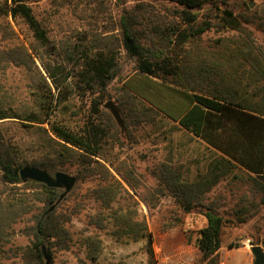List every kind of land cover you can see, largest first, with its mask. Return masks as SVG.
Segmentation results:
<instances>
[{"label": "rangeland", "instance_id": "rangeland-1", "mask_svg": "<svg viewBox=\"0 0 264 264\" xmlns=\"http://www.w3.org/2000/svg\"><path fill=\"white\" fill-rule=\"evenodd\" d=\"M220 1L224 2L221 7H228L241 20L242 30L226 27L220 19V11L215 5L208 4L201 10L198 23L211 21L214 26L183 46L168 45L169 41L161 39L158 31L159 25L184 27L173 12L174 2L168 0H39L32 3L55 47L45 60L64 64L71 74L62 88V95L53 103L57 118L72 128L81 127L88 118L109 128L106 156L113 166H107L115 175L118 188L112 210L96 192L95 178L88 176L77 178L73 190L67 194L69 197H65L69 199L63 200L60 206H57L60 202L52 204L59 211L71 213L68 226L72 239L67 248L56 245L52 249L50 264H147L146 240L133 241L117 233L118 227L112 218L115 211L119 214L137 212L140 219L146 220L155 236L154 246L160 264L166 260V255L188 263L198 256V248L193 242L188 245L187 238L191 236L194 241L198 230L207 224L201 205L212 207L225 216L223 248L242 242L249 246H264V188L260 178L239 161L231 159L230 166L227 164L218 169L217 172L226 174L201 197L195 196L194 203L199 208L191 213L183 211L171 198H158L161 173H180L181 181L195 182L208 173L209 165L222 155L203 138L171 118L182 116L190 107V101L177 90L194 86L199 93L218 94V89L221 92L228 87L222 76L232 74L243 83L241 93L246 91L250 95L257 88L264 87V76L254 70L251 59L245 58L249 51L253 56L264 58V0ZM137 3L150 4L151 10L145 15L136 10ZM166 6L170 8L166 9ZM99 9L103 11L98 12ZM124 13L129 17L137 16L138 23L133 29L146 53L153 60L162 52L171 57L178 67L177 76L162 72L157 76H145L137 67L136 57L129 56L121 44L120 70L105 91L97 87L85 88L75 76L73 61L69 60L78 37L106 30L113 33L114 39L115 36L120 38L119 21ZM22 21L11 17L0 19V24L10 28L6 31H3L5 27L0 29V50L6 53L15 51L19 55L15 60L8 58L0 64V95H3L6 107H16L27 114L40 108L42 91L37 84L42 66L36 56L33 60L20 52L23 46L30 53L32 47L38 46ZM240 49H244V55ZM209 73L210 77L203 75ZM109 101L118 107L123 125L106 107ZM150 106L159 108L160 113L151 110ZM16 121L6 122L8 137L23 144L25 149L29 148L25 152L28 156L37 155L31 150L35 147L36 137L23 125L29 123ZM78 168L76 164H66L61 171L77 177ZM39 190L41 188L28 189L19 184L12 191L32 197ZM157 201V206L153 207ZM39 207L42 208L43 204L35 201L32 212L7 229L0 243V264H24L21 259L23 248L30 242L26 233H31L27 227L33 225L31 217ZM168 235L173 236L172 243H175L170 249L166 248ZM87 237L100 241L96 261L90 259L87 252ZM229 252L222 251L224 260L242 264L244 260L240 251Z\"/></svg>", "mask_w": 264, "mask_h": 264}, {"label": "trees", "instance_id": "trees-1", "mask_svg": "<svg viewBox=\"0 0 264 264\" xmlns=\"http://www.w3.org/2000/svg\"><path fill=\"white\" fill-rule=\"evenodd\" d=\"M35 1L39 0H0V19L21 18L38 44L37 47H32V53L26 46H23L20 52L33 60L36 56L42 66V69H39L41 79L37 84L38 89L42 91L40 108L23 114L16 107H6V103L2 100L3 95H0V243L3 242L2 239L5 238L7 229L27 215L32 210L35 201L43 204L37 212L33 211L31 217L33 225L27 227L31 229V233H26L30 236V242L23 248L21 259L24 264H45L43 245L47 247L51 257L52 249L56 245L67 248L72 239L68 226L72 215L69 212L59 211L57 207L63 203V200L66 201L69 198L65 196L56 207L51 209L52 204L57 203L64 190L48 187L44 183L33 180L24 182L20 176V169L24 165L36 166L50 173L64 169L66 164L78 165L77 178L82 179L85 176L95 178L96 192L111 210L113 209L112 201L118 192L115 175L107 166V164L113 166L106 156V139L109 135V128L91 118H88L81 127L72 128L57 118L53 103L62 95V88L71 74L64 64H55L45 60V56L50 57L49 53L55 47L48 29L35 14L32 6ZM168 1L174 2L173 12L184 25L183 28L178 24L170 25L171 27L158 26L161 39L169 41L168 45L175 43L183 46L190 40L198 39L214 26L211 21L198 23L201 10L208 4L215 5L220 11V19L226 27L234 30L243 28L241 20L233 14L231 9L221 7L222 1L220 0ZM149 5L137 3L136 10L146 15L151 10ZM169 8L170 6H166V9ZM100 11L103 10L99 9L98 12ZM135 23H138L137 16L129 17L124 13L119 21L120 38L115 36L114 39L113 33L109 34L106 30L92 31L90 34L84 33L78 37L69 55V60L74 63L75 76L79 77L82 86L90 89L97 87L105 91L109 82L120 70L121 44L129 56L136 57L137 67L145 76H157L160 72L164 75L177 76L178 67L171 57L165 56L162 52V55H157L158 59L153 60L146 53L138 41L137 32L133 29ZM4 27L3 31L10 30L0 24V29ZM242 52L244 55V49ZM251 55L249 51L248 54L245 53V58L251 59L250 63L254 70L264 76V58ZM18 56L15 51L6 53L0 50V64L3 60L8 58L15 60ZM203 75L210 77V73ZM222 77L226 79L225 83L228 87L221 92L218 89V94L199 93L194 86L186 89L187 91L177 90L190 101V107L182 116L171 118L222 153L220 158H216L209 165V172L203 174L195 182L181 181L180 173L160 174L157 189L159 197H157L159 199L168 197L175 200L186 213L199 208L194 203L195 196L201 197L226 174L217 171L221 167H226L227 164L230 166L231 159L239 161L247 170L256 174L264 188V87L257 88L255 92L247 95L246 91L241 93L243 83L235 75ZM149 108L157 113L161 111L157 107L156 109L151 106ZM16 120H26L29 123L23 125L30 128L36 137L35 147L31 150L37 152V155L28 156L25 152L29 151V148L25 149L23 144L8 137L6 122H17ZM116 139L119 140L118 137ZM19 184L28 189L38 187L41 190L32 197L25 196V193L13 192L12 190ZM158 201L153 203V207L157 206ZM200 207L207 224L198 230V236L194 241L191 236L187 238L188 245L193 242L200 251V255L192 260V264H220L222 231L226 218L212 207L203 205ZM112 218L115 226L118 227L116 232L120 235L133 241L146 240L147 264H160L154 246L155 236L145 219H140L137 212L119 214V211H115ZM167 244L169 245L166 240ZM170 244L172 245V242ZM85 245L90 259L96 261L100 241L87 237ZM230 246L238 245L230 244Z\"/></svg>", "mask_w": 264, "mask_h": 264}, {"label": "water", "instance_id": "water-1", "mask_svg": "<svg viewBox=\"0 0 264 264\" xmlns=\"http://www.w3.org/2000/svg\"><path fill=\"white\" fill-rule=\"evenodd\" d=\"M106 107L111 110L115 119L121 125H123V121L116 104L113 101H109L106 103ZM20 176L24 182L33 180L44 183L48 187L63 189L64 191L57 203L60 202L70 191H72L77 182V177L75 175L69 174L65 171L60 170L56 171L55 173H50L44 169L31 165H24L20 169ZM54 207L55 205L51 206V209H53ZM251 251L254 256L253 264H264L263 247L261 245H253L251 246ZM42 252L45 258V264H50V256L45 245L42 246Z\"/></svg>", "mask_w": 264, "mask_h": 264}, {"label": "crops", "instance_id": "crops-1", "mask_svg": "<svg viewBox=\"0 0 264 264\" xmlns=\"http://www.w3.org/2000/svg\"><path fill=\"white\" fill-rule=\"evenodd\" d=\"M166 240H167V243H171L172 241H174L173 236H171V235H168L166 237ZM258 245H261V244H258ZM174 246H175V243L174 244L172 243V245L171 244H169V246L167 245L166 248L169 249V247L173 248ZM262 247L264 249V246H262ZM197 250H199V249H197ZM223 250H225V252H229L230 250L231 251H233V250L234 251H240L242 254L243 260H244V261H242V264H253L254 256H253L252 251H251V246H249L246 242H242V244H238V246H234V247H231V246L228 247L227 246V247L223 248V241H222V246L220 248V262L224 263V264H234L232 262H229V261L223 259V256H222ZM229 254H230V252H229ZM197 255H200V251ZM171 257H174V255H171ZM177 260L178 259H176V257L170 258V257H167V255H166V260L165 259L162 260L161 263L162 264H192V262H190V263H188L186 261L178 262Z\"/></svg>", "mask_w": 264, "mask_h": 264}]
</instances>
